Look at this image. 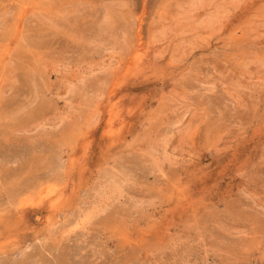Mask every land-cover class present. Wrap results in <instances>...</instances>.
Masks as SVG:
<instances>
[{
    "label": "rangeland",
    "instance_id": "1",
    "mask_svg": "<svg viewBox=\"0 0 264 264\" xmlns=\"http://www.w3.org/2000/svg\"><path fill=\"white\" fill-rule=\"evenodd\" d=\"M0 264H264V0H0Z\"/></svg>",
    "mask_w": 264,
    "mask_h": 264
},
{
    "label": "bare ground",
    "instance_id": "2",
    "mask_svg": "<svg viewBox=\"0 0 264 264\" xmlns=\"http://www.w3.org/2000/svg\"><path fill=\"white\" fill-rule=\"evenodd\" d=\"M138 53V52H137ZM48 190H49V188H48Z\"/></svg>",
    "mask_w": 264,
    "mask_h": 264
}]
</instances>
